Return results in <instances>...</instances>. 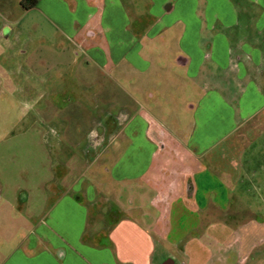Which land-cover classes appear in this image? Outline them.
Returning a JSON list of instances; mask_svg holds the SVG:
<instances>
[{"label":"crops","instance_id":"0c3cea01","mask_svg":"<svg viewBox=\"0 0 264 264\" xmlns=\"http://www.w3.org/2000/svg\"><path fill=\"white\" fill-rule=\"evenodd\" d=\"M33 14L44 28L22 26ZM0 49L61 123L55 151L66 136L68 161L101 162L85 184L49 174L0 264H264V0H0ZM77 50L108 72L68 79ZM68 80L118 108L94 106L84 144L62 114L79 104Z\"/></svg>","mask_w":264,"mask_h":264},{"label":"rangeland","instance_id":"374dc122","mask_svg":"<svg viewBox=\"0 0 264 264\" xmlns=\"http://www.w3.org/2000/svg\"><path fill=\"white\" fill-rule=\"evenodd\" d=\"M28 23H34L37 27L44 28L42 19L35 16V14L26 17L22 21V26H26ZM31 35L34 39L32 37L27 42L29 48L26 50L25 55L21 56L26 60L29 58V52L38 42L35 37L39 33L35 32ZM47 35L52 36L53 41L60 40L59 34L55 32H47ZM68 51L67 57L69 59L71 51ZM77 52L78 63L71 70H67L68 79L71 78L72 74L92 73L98 75L105 71L108 72L106 68L105 71L98 70L92 66V61L88 55L83 54L80 50H77ZM8 53V49H0V236L2 233L9 236H19L23 232L16 220L22 221L29 210L32 215L36 213V216L38 215L40 208L35 207V205H37L40 194H36V188L47 184L49 174L66 173L71 171L69 169H72V172L76 174L83 173L84 176L80 178L84 180L85 184L86 179L91 177V172L100 168L101 162L97 158L92 160V157L76 162L68 161L67 158L74 146L67 143L68 138L66 136H64L63 143L60 146L62 150L60 152L55 151L57 146L54 144L56 142L53 141L55 138L51 137V130L56 129V123H61L58 119L44 116L45 113L38 109L44 108L47 98H42L39 104L35 103V90L30 87L34 80L28 76L29 72L25 69L20 72L21 74L15 72L16 62L7 58ZM48 55L53 57L54 60H58L57 55L53 54L51 50H49ZM82 60L90 63V69L86 68V65L83 66ZM65 83L68 85L70 92L75 89L76 98L79 102L76 106H73L74 103H69L68 108L62 113L70 122H79L81 126L79 132L72 134V137L84 140L83 138L90 124L88 117L93 114L94 106H99L101 111L109 113L112 118L119 115L118 108H111L106 104V100L109 98L104 96L103 93L99 97L100 100H93L90 97L80 95L79 91L81 92L82 89L80 82L76 83L77 86L69 80ZM85 142L86 140L83 141V144ZM81 147L79 146V151ZM24 190L30 191L29 199L25 204L26 206L30 205V209L26 207L25 210L21 208L19 200H25L22 199L21 196L23 195L20 193ZM248 195L247 198L252 199V195L257 196L258 193ZM213 226V234L216 236H227V232L230 231L224 230L220 222Z\"/></svg>","mask_w":264,"mask_h":264},{"label":"trees","instance_id":"16d2710c","mask_svg":"<svg viewBox=\"0 0 264 264\" xmlns=\"http://www.w3.org/2000/svg\"><path fill=\"white\" fill-rule=\"evenodd\" d=\"M37 0H21V5L23 8L28 9L36 4Z\"/></svg>","mask_w":264,"mask_h":264}]
</instances>
